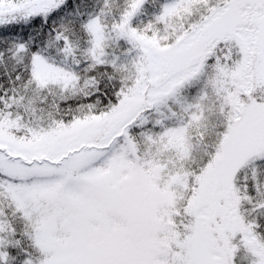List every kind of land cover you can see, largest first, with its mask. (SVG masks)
Masks as SVG:
<instances>
[{"label":"snow or ice","instance_id":"1","mask_svg":"<svg viewBox=\"0 0 264 264\" xmlns=\"http://www.w3.org/2000/svg\"><path fill=\"white\" fill-rule=\"evenodd\" d=\"M0 264H264V0H0Z\"/></svg>","mask_w":264,"mask_h":264}]
</instances>
